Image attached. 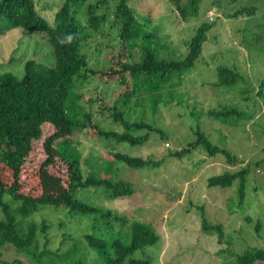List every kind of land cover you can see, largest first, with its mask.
I'll use <instances>...</instances> for the list:
<instances>
[{
	"label": "rangeland",
	"instance_id": "1",
	"mask_svg": "<svg viewBox=\"0 0 264 264\" xmlns=\"http://www.w3.org/2000/svg\"><path fill=\"white\" fill-rule=\"evenodd\" d=\"M36 1L39 12L52 23L55 11L65 0ZM95 1L87 0L79 9L78 17L86 31H89L85 27L87 6ZM108 2L112 6L117 4V0ZM130 5L141 22L146 21L145 16L150 17L146 28L154 37L145 46L161 57L184 58L188 53L187 42L199 24L213 21L214 25L195 64L158 82V90L153 89L155 82H142L144 77L141 76L132 79V93L128 97L123 84L107 83L97 75L85 82H75L65 100L70 118L85 121L89 113L92 123L101 129L123 131L124 125L112 118L117 108L125 112L128 120L145 121L162 129L163 133L153 130L146 143L132 145L99 138L90 125L75 132L69 141L59 140L60 152L78 159L84 176L130 181L133 192L113 199L107 198L105 187L80 188L78 196L99 206V212L81 215L69 213L63 207L56 210L48 206L34 213L32 218L39 222L47 218L55 220L47 234L52 249L63 250L73 237H81L76 242L74 261L84 260V264H105L84 239L85 235L104 237L109 243L115 238L129 243L133 236L132 226L137 221L151 225L159 240L137 250L134 257L147 258L153 264H237L238 257L248 248L264 249V94H259L264 80V0H201L198 15L187 20L179 17L168 0H131ZM244 7H253L254 11L226 16ZM5 24L0 17L1 70L12 71L22 78L24 61L37 55L48 42L42 34H30L21 27L8 31ZM111 24L110 21L105 23L102 29L107 36L98 32L84 47L91 68L109 67L106 56L111 45L116 43L117 32V27ZM105 43L109 45L105 47ZM138 47L134 51L135 59L140 56L141 46ZM50 49L47 47L44 51L46 62H50ZM115 50L123 51V48L117 46ZM220 66L238 70L242 79L230 86L220 85ZM222 108H236L242 116L225 123L210 114ZM52 128L51 124L45 125L49 134ZM197 129L214 145L227 148L244 160L242 165L249 168L242 202L237 182L229 187L208 186L209 177L232 168L224 162V155L210 156L203 144L181 156L171 155L195 142ZM147 132L142 129L136 134ZM42 142H36L30 152L28 164L33 168L46 158ZM115 152L163 161L155 168H132L116 160ZM55 167L60 171L66 169L62 161H57ZM25 169L22 177L26 186L31 169ZM4 177L11 179L7 170H4ZM5 199L10 200L6 195ZM247 216L254 221H246ZM3 217L0 206V218ZM204 220L223 224L224 243L218 242L216 233L203 229ZM258 220L262 223L259 233L255 228ZM65 230L71 232L72 237L65 239ZM41 240L45 241L44 235ZM0 258L11 264H18L16 260L21 264H35L26 253L13 246H0ZM255 264H264V260H257Z\"/></svg>",
	"mask_w": 264,
	"mask_h": 264
},
{
	"label": "trees",
	"instance_id": "2",
	"mask_svg": "<svg viewBox=\"0 0 264 264\" xmlns=\"http://www.w3.org/2000/svg\"><path fill=\"white\" fill-rule=\"evenodd\" d=\"M86 1L65 0L55 11L54 21L50 23L39 12L36 0H0V17L6 23V30L21 27L31 32L30 34H42L48 42V45L43 42L44 49L41 47L37 55L34 53L36 56L32 55L24 61L25 74L22 78H18L12 71H2L0 66V206L4 212V217L0 218V246L15 247L19 252L26 253L35 264H84L85 261H74L76 242L81 237H73L71 244L63 250L52 249L48 245L47 234L55 220L47 218L42 219V222L35 221L32 218L34 213L48 206L56 210L63 207L69 213L78 212L81 215L99 212V206L78 196L80 188L102 186L106 189L107 198L113 199L133 192L130 181L84 176L78 159L62 154L57 147L58 141H69L75 132H80L90 125L99 138L105 137L132 145L146 143L153 130L163 133L162 129L145 121L128 120L125 112L117 108L114 109L112 118L124 125L123 131L101 129L96 123H92L89 113H86L85 121L70 118L65 100L75 82H85L87 78L97 75L107 83L123 84L126 88L125 95L128 97L132 93V79L141 76L144 77L142 82H155L153 89L158 90V82L166 80L175 71L187 70L195 64L202 54L208 32L214 25L213 21L199 24L195 34L187 42L188 53L184 58L161 57L158 52L145 46L154 37V33L148 32L146 28L151 19L145 16L146 21L141 22L130 5L131 0H117L114 6L109 4V0L89 3L85 26L89 31L84 29L78 17L79 9ZM168 2L182 20H187L198 15L201 0ZM253 11V7H244L226 16H238ZM109 21L112 22V27H117L114 36L116 43L111 45L106 56L109 67L91 68L89 55L84 47L98 32L107 36L102 29ZM107 45L109 44L105 47ZM115 46H120L123 51L115 50ZM138 46H141L140 56L135 59L134 51ZM47 47L51 48L50 62H46L44 58ZM129 49L132 50L131 53ZM218 77V83L225 86L233 85L242 79L240 72L229 66H220ZM263 89L264 80L259 94H264ZM210 114L225 123H229L231 118L238 120L239 116H242V112L236 108L213 110ZM47 123L54 127L50 134L45 131ZM142 129H147L148 132L137 135ZM196 133L198 137L195 142L171 155L181 156L199 144H203L210 156L224 155V162L232 168L209 177L208 186L229 187L237 182V191L242 202L249 173V168L242 165L244 160L227 148L214 145L199 129ZM41 140L46 158L33 168L28 164L29 155L34 149V144ZM114 158L132 168H155L161 166L163 161L121 152H115ZM57 161L65 163L64 171L55 167ZM25 166L26 169H31L26 177V186L22 177ZM4 170L10 173V180L5 179ZM5 195L9 196L10 200H6ZM108 212L112 213L111 210ZM245 219L248 222L254 221L250 216ZM67 225L65 222V226ZM261 227L262 223L256 221L255 228L258 233ZM132 228L133 236L129 243L121 238H115L109 243L104 237L93 234L85 235L84 239L97 251L105 264H153L147 258L134 257V254L147 245L155 244L159 240L158 234L151 225L140 221L135 222ZM203 229L216 233L219 243L225 242L223 224H211L204 220ZM67 231H64L65 239L72 237V233ZM42 235L45 237L43 242ZM257 260H264V249L251 247L238 257L237 264H255ZM0 262L11 264L1 258ZM16 263L22 262L16 260Z\"/></svg>",
	"mask_w": 264,
	"mask_h": 264
}]
</instances>
